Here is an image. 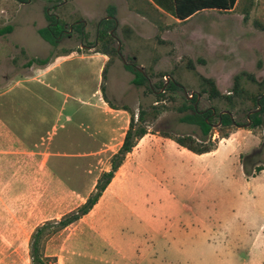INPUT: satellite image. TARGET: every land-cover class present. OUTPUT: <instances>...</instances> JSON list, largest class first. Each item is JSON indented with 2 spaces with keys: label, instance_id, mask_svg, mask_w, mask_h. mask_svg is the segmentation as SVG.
I'll use <instances>...</instances> for the list:
<instances>
[{
  "label": "rangeland",
  "instance_id": "rangeland-1",
  "mask_svg": "<svg viewBox=\"0 0 264 264\" xmlns=\"http://www.w3.org/2000/svg\"><path fill=\"white\" fill-rule=\"evenodd\" d=\"M29 1L24 0V3H19L16 0H0V29L8 25L14 26L11 34L0 36V94L14 88L17 82L23 84L21 82L26 78L35 76V69L38 66L25 67L32 58L45 59L51 55L69 56L72 53L74 56L86 57L97 53L98 48L88 50L85 46L94 44L100 28L99 23L106 21L111 13L118 24L114 21L110 22L109 31H113L115 38L119 40L114 41L113 47L117 50L120 47V54L114 56L112 61L108 56L106 78H102L101 75V82L100 84L97 82L96 89L99 87L100 93L111 105L115 104V107L121 109L128 108L129 118L131 114H135L138 119L143 108L151 111L150 106L156 101L157 94L151 93L146 87H136L133 84L135 74L128 67L141 69L147 73L152 86L169 85L171 80H177L181 86L178 91L179 96H186L184 90L188 95L192 92L200 93L202 98L198 106L199 111L213 108L217 112H222L227 109L224 101L210 100L207 94L201 93V78L214 80L224 96L231 95L234 78L242 72L253 74L258 81L264 79V0H257V6L247 20L238 11L207 10L186 22H180L164 13L165 15L160 18L162 28L148 18L142 19L134 15L136 12L131 10L129 0ZM146 7L144 6L148 13L155 15L150 7ZM48 15L58 16L64 22L66 31H69L71 25L75 26L71 38L65 33L61 37H56L55 47L42 39L39 34V30L47 28L54 22V18L48 19ZM83 23H86L85 40L84 46L81 47L80 30ZM60 72L63 75L71 72L69 74L72 75L69 78L71 82H66L67 86L65 82L59 83V89L66 94L75 93L77 96L79 92L82 94V91L76 92V84L86 81V77L93 74L90 65L79 58L64 64L57 70V73ZM45 78L49 81L51 76ZM90 86L93 87V83ZM251 90L255 88L251 87ZM154 91L157 93L159 89ZM1 98L3 99H0V104L6 102V96ZM195 100L196 95L193 99H189L193 104ZM181 102L182 99L179 97L177 102L165 100L158 105L163 106L164 109L157 119L151 118L148 122L150 133L145 136L146 142H150L155 136L161 137L159 131L173 137L201 135L198 127L180 122L181 115L176 112V108L181 106ZM73 105L71 99L67 101L64 107L66 115L73 117V109H71ZM232 114L236 123L248 124L244 112L237 109ZM81 120L73 123L64 121V128L59 130V139H64L66 142L68 135L73 133V136H77L74 126L75 122L80 123ZM217 122L218 117H215L213 123ZM234 130L236 129H227L222 133H232ZM252 134L258 142L260 141L254 145L257 147L256 150L262 148L264 125L252 131ZM0 135H3L2 130ZM210 139L216 144L222 139L221 133L213 129ZM3 147L6 148L0 146ZM135 154L134 152L129 158H134ZM108 161V157L104 158L96 172L109 165ZM80 163V167L82 169L84 167L88 172L91 167L89 162ZM241 163H243L242 157ZM260 163L264 168V150ZM75 164V160L71 158L66 160L59 158V171L65 174L79 172L78 168H72ZM249 168L253 170L254 166L251 164ZM39 180V173L35 174V172H0V264H32L31 237L36 228L41 226L40 223L50 215L46 213V208L51 204L48 200L54 196L53 193H46L45 190L40 192L39 186L36 188L34 185L31 186L35 182L38 184ZM186 184L191 185L189 182ZM261 184L263 185V182ZM253 185L254 191L260 187L258 181ZM207 188L212 189L215 195L220 193L221 198L215 195L208 198L209 210L201 211L200 215L211 219L219 213L220 219L224 221L222 229L227 235L221 236L222 240L210 242L220 251L218 261L212 257H201L198 260L202 261V264H263L264 256L254 258L253 254L264 249L262 240H254L256 234L262 232H260L261 226L264 227V221L258 220L264 202L261 205L255 200L253 203L244 200V197L250 194L245 173L231 172L229 177L210 175ZM227 191L237 192L242 198L234 204L230 198L225 197ZM257 195L260 196L258 192ZM78 198L80 200L81 196ZM184 201L182 203L188 206L194 205L191 199ZM53 245H55L54 241L47 242L48 257L53 253L51 248ZM191 248L198 252L213 250L208 242L204 244L202 241H193Z\"/></svg>",
  "mask_w": 264,
  "mask_h": 264
},
{
  "label": "crops",
  "instance_id": "crops-1",
  "mask_svg": "<svg viewBox=\"0 0 264 264\" xmlns=\"http://www.w3.org/2000/svg\"><path fill=\"white\" fill-rule=\"evenodd\" d=\"M76 58L87 62L93 70L86 81L75 83L76 92L82 91L79 97L59 89V83L71 82V72L57 73ZM108 62L109 57L101 53L60 56L49 65L36 68L35 76L26 78L23 84L17 82L14 88L0 94V99L7 97L0 104V146H6L0 148V172L39 173V183L31 186L54 194L46 208L50 215L41 225L59 220L83 205L95 191L100 175L111 170V159L124 143L131 121L128 111L111 105L99 87L96 89ZM47 76H51L49 81ZM70 99L74 102L73 117L64 111ZM78 114L82 119L75 122L78 135H68L66 142L59 139L64 121L80 120ZM252 135L251 130L238 128L221 139L214 151L202 155L168 138L155 136L146 142L144 137L127 156L93 210L49 240L55 242L49 256L55 257L58 264H202L198 260L201 257L218 261L220 251L210 242L222 240L221 236L227 233L222 229L224 221L219 213L211 219L200 215L209 210L208 198L215 195L207 188V180L210 175L229 177L231 172H244L241 157L251 154L257 149L254 145L260 143ZM106 157L110 164L96 172ZM59 158L75 160L72 168L79 172L59 171ZM86 161L91 166L88 172L80 167V162ZM246 179L250 194L244 200L263 205L264 170ZM257 181L260 187L254 191ZM215 196L221 198L220 193ZM225 197L234 204L242 198L234 191H227ZM185 199L193 200L194 205L182 203ZM259 215L258 220L264 221V208ZM260 232L254 240L264 242L263 226ZM193 241L208 242L213 250L198 252L191 248ZM262 255L264 249L254 252L253 257Z\"/></svg>",
  "mask_w": 264,
  "mask_h": 264
},
{
  "label": "trees",
  "instance_id": "trees-1",
  "mask_svg": "<svg viewBox=\"0 0 264 264\" xmlns=\"http://www.w3.org/2000/svg\"><path fill=\"white\" fill-rule=\"evenodd\" d=\"M16 1L19 3L24 2V0ZM129 5L132 11H135L137 14L148 18L154 23H157L160 28H162L160 18L165 14L173 16L180 22H186L195 15L207 10H217L220 12L238 11L244 16V19L247 20L257 6V0H129ZM144 6L150 7L151 12L155 15L148 13ZM110 15L113 16V13ZM48 19H51L49 15ZM110 22H113V20L103 21L100 25L98 31V49L96 52L109 56L112 61L114 56H118L119 53L117 49L113 47L115 39L109 31ZM56 23L58 25L53 28L39 30L41 37L54 47L57 46L56 37H59L65 28V24L62 20H59ZM127 30L130 29L127 28ZM13 31V25L5 26L0 29V36L11 34ZM60 56L65 55H51L45 59L32 58L25 64V67H45L53 61V58ZM128 68L135 74L133 84L139 88L146 87V89L151 93L157 94L156 101L150 106L149 110L151 111L143 108L139 113L138 119H136L135 114H131L130 126L124 143L118 153H116L111 159V170L100 175L97 180L95 191L87 198L86 202L76 210L64 215L61 219L48 221L36 228L30 242V257L32 264H49L52 261L54 264H58L55 257H48L46 255L47 242L59 232L80 221L84 216L93 210L101 199L103 193L111 184L116 173L124 164L127 156L133 152L139 141L150 133L148 130V122L151 118L153 120L157 119L159 114L164 109L163 106H158L160 103H164L165 100L177 102L180 97L182 99L181 106L176 108V112L181 115L180 122L194 125L198 127L201 132V135L199 136L183 135L173 137L159 131L161 137L171 139L180 147L198 155L210 153L214 151L217 146L218 142L215 144L210 139L213 128L207 124L205 116L200 114V111L196 110L194 104L189 101L186 96H179L178 91L181 89V86L177 80H171L169 85L166 86L164 92H161L166 84L152 86L150 85V77L147 73H142L138 69H133L131 67ZM107 71L108 69L106 66L103 71V78H106ZM201 80L202 94H207L208 98L213 101H224L227 105L226 110L231 114L237 109L246 114L248 122L251 120L252 124L249 128L245 129L254 131L264 125V79L258 81L253 74L242 72L235 76L234 87L231 91V95L228 96H224L218 90L214 80L208 78H201ZM251 87H254L255 90H251ZM154 89H159V92L155 93ZM248 104L251 106L249 107ZM124 109L128 111V108ZM257 110L259 111L252 114L250 118H248L251 112H255ZM244 126L245 125L236 123L230 115H223L221 126L215 130L220 132L221 138L224 139L228 138L231 133L226 132L223 134V131H226L227 129L244 128ZM263 150L264 145L253 154L242 156V165L247 178L256 177L264 170V168L260 166ZM251 164L254 166L253 170L249 168Z\"/></svg>",
  "mask_w": 264,
  "mask_h": 264
},
{
  "label": "flooded vegetation",
  "instance_id": "flooded-vegetation-1",
  "mask_svg": "<svg viewBox=\"0 0 264 264\" xmlns=\"http://www.w3.org/2000/svg\"><path fill=\"white\" fill-rule=\"evenodd\" d=\"M28 1H29V0H28ZM50 1H55V0H50ZM29 2H30V1H29ZM23 3H24V2H23ZM57 6H59V5H57ZM48 11H49V10H48ZM49 16H50V15H49ZM50 17H51V16H50ZM110 17H112V16H110ZM51 18H54V21H55V22H52L51 24H49V26L47 27V28H49V29H50V28H53L54 26H57L58 24H57L56 22H58V21L60 20L58 16H54V17H51ZM113 18H114V17H113ZM111 20H113L116 24H118V23H117V20H116L115 18H114V19H111ZM100 25H101V24H100ZM85 26H86V23H83L82 26H81V30H80V32H81V36H80L81 47L84 46L83 42H84V40H85V33H84V28H85ZM74 28H75V26L71 25L70 28H69V31L63 30L59 37L63 36V34L65 33V34H67V36H68L69 38H71L72 33L74 32ZM98 31H99V30H98ZM110 33L112 34V36L114 37L115 40L119 41L117 38H115V36H114V32H113V31L110 32ZM98 38H99V34H97L96 39H95V41H94V44L89 45V46H85L86 49H88V50L96 49V48L98 47ZM119 44H120V42H119ZM117 51H118V50H117ZM118 53H119V52H118ZM170 82H171V81H170ZM168 84H169V83H168ZM165 86H167V84H166ZM193 98H194V97H193ZM201 98H202V97H201ZM197 101H198V95L196 94V100H195L194 106H196ZM199 103H200V101H199ZM199 103H198V106H199ZM198 106H197V109H196V110H198ZM198 111H199V110H198ZM199 113L205 116V120H206L207 124H208L210 127H212L213 129L219 128V127L221 126V125H220L219 127H217V125L220 124V123L222 122V118H220V112L217 113V111H216L215 109H213V108H209V109H207V110H205V111H200ZM215 117H218V122H217L216 124L213 123V119H214Z\"/></svg>",
  "mask_w": 264,
  "mask_h": 264
},
{
  "label": "water",
  "instance_id": "water-1",
  "mask_svg": "<svg viewBox=\"0 0 264 264\" xmlns=\"http://www.w3.org/2000/svg\"><path fill=\"white\" fill-rule=\"evenodd\" d=\"M111 19H114V18H113V17H108V18L105 19V20H111ZM118 52H119V54H120V47L118 48ZM121 58H123V57L121 56ZM124 62H125V61H124ZM138 70H139L140 72L144 73L143 70H141V69H138ZM165 88H166V86H164V88H163V90H162L161 92H164ZM184 91H185V94H186V97H187L188 100H189V99H193V97H194L196 94L198 95V101H197V104H196V106H195V108L197 109L198 103H199V101L201 100V97H202L201 94H200V93H197V92H192L191 95H188L187 91H186V90H184ZM259 110H260V109H259ZM259 110L255 111V112H251V113L249 114L248 118H250V116H251L252 114L258 112ZM223 115H230L231 117H233V115H232L229 111H227V110L220 112V118H222ZM251 124H252V121L249 120L248 124H246V125L244 126V128H249V127L251 126ZM220 125H221V123L218 124L217 127H219Z\"/></svg>",
  "mask_w": 264,
  "mask_h": 264
}]
</instances>
